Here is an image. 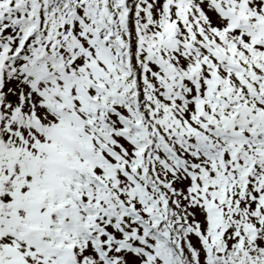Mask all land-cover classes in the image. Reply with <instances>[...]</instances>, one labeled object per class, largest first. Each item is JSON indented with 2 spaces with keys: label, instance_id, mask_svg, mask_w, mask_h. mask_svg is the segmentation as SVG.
<instances>
[{
  "label": "snow or ice",
  "instance_id": "snow-or-ice-1",
  "mask_svg": "<svg viewBox=\"0 0 264 264\" xmlns=\"http://www.w3.org/2000/svg\"><path fill=\"white\" fill-rule=\"evenodd\" d=\"M0 264H264V0H0Z\"/></svg>",
  "mask_w": 264,
  "mask_h": 264
}]
</instances>
